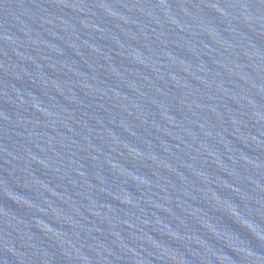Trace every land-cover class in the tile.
I'll use <instances>...</instances> for the list:
<instances>
[{
    "label": "water",
    "instance_id": "obj_1",
    "mask_svg": "<svg viewBox=\"0 0 264 264\" xmlns=\"http://www.w3.org/2000/svg\"><path fill=\"white\" fill-rule=\"evenodd\" d=\"M0 264H264V0H0Z\"/></svg>",
    "mask_w": 264,
    "mask_h": 264
}]
</instances>
